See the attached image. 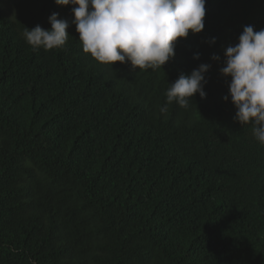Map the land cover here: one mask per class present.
Segmentation results:
<instances>
[{
  "label": "trees",
  "instance_id": "trees-1",
  "mask_svg": "<svg viewBox=\"0 0 264 264\" xmlns=\"http://www.w3.org/2000/svg\"><path fill=\"white\" fill-rule=\"evenodd\" d=\"M0 264H264V0H0Z\"/></svg>",
  "mask_w": 264,
  "mask_h": 264
}]
</instances>
